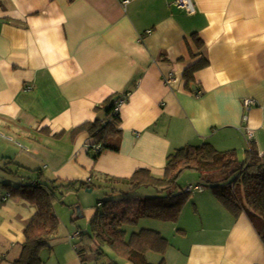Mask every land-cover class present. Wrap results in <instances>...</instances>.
<instances>
[{"label": "crops", "instance_id": "obj_1", "mask_svg": "<svg viewBox=\"0 0 264 264\" xmlns=\"http://www.w3.org/2000/svg\"><path fill=\"white\" fill-rule=\"evenodd\" d=\"M194 2L189 14L175 0H0V264L20 256L37 212L12 193L20 185L87 181L88 191L153 196L116 179L139 168L162 177L169 155L190 144L245 159L253 142L264 154V0ZM191 48L209 65L188 87L184 70L200 58ZM114 94H126L120 150L95 158L101 146L86 129L73 132L104 118L95 108ZM244 98L256 105L246 108ZM143 219L156 222L130 235L124 226L127 238L149 228L169 241L164 254L147 253L151 264H264L250 217L234 216L212 191L192 190L177 221ZM56 234L43 264H84L74 235ZM119 257L108 260L134 264Z\"/></svg>", "mask_w": 264, "mask_h": 264}, {"label": "trees", "instance_id": "obj_2", "mask_svg": "<svg viewBox=\"0 0 264 264\" xmlns=\"http://www.w3.org/2000/svg\"><path fill=\"white\" fill-rule=\"evenodd\" d=\"M192 39L196 49L204 47V41L197 33L192 34ZM190 52L193 57L200 58L184 70L183 77L188 87L194 82L195 73L209 65L208 58L201 55V52H195L192 48ZM121 98V94L111 95L95 108L103 113L104 118L86 122L74 129V134L86 129L94 139V145L101 146L95 158L104 150H120L122 129L119 125L122 119L120 110L116 109ZM189 170L200 174L203 183L210 186L218 200L234 216L246 212L264 241V154L260 153L253 142H250L246 150L245 159L239 157L236 149L221 151L211 143L190 144L169 155L162 177L155 176L148 168H139L131 177L116 179L128 184L132 191L154 186L157 194L136 196L125 193L121 198L100 202L97 212L91 218V230L78 233L79 240L75 245L83 263L87 264L91 256L96 261L106 259L109 255L105 246L113 248L121 257L134 264H151L147 259L150 251L164 254L169 241L161 232L143 228L127 238L124 226L137 224L144 217L177 221L192 191L184 189L175 193V190L181 175ZM92 187L87 181L57 183L56 180H38L13 189V194L30 201L37 209L25 228L21 254L13 264H43L41 251L50 245L60 223L54 212L55 201L60 200L65 192ZM106 264L117 263L108 260Z\"/></svg>", "mask_w": 264, "mask_h": 264}, {"label": "rangeland", "instance_id": "obj_3", "mask_svg": "<svg viewBox=\"0 0 264 264\" xmlns=\"http://www.w3.org/2000/svg\"><path fill=\"white\" fill-rule=\"evenodd\" d=\"M189 184L193 186L195 184H200L202 186L203 192H211L210 186L204 184L200 174L197 171H186L184 172L178 180L177 188L178 191L186 190ZM137 190V189H136ZM136 190L132 193H135ZM156 188L154 186H146L138 188L137 193H145L149 191L153 195H156ZM199 191H193V194H198ZM213 192V191H212ZM118 193H114L112 188H101L98 185L93 191H88L87 189H81L79 191L65 192L61 199L56 200L54 203V212L59 218V228L57 231V238L67 239L69 236H73L76 241H78L77 232L81 230H90L91 225V215L98 207V203L107 200L119 198ZM145 220V221H144ZM156 222L150 219H143L137 224H127L125 228L128 230V235L134 231V229H140L144 225H151V223ZM79 233V232H78ZM56 240V239H55ZM54 242V241H53ZM54 244V243H53ZM56 247V246H55ZM105 251L108 253L106 259H101L98 262L100 264L106 262L108 258L113 260H123L119 257V254L111 247L105 246ZM152 256H159L157 253H153ZM91 258V257H90ZM110 260V259H109ZM95 262V261H93ZM89 262V264H95Z\"/></svg>", "mask_w": 264, "mask_h": 264}, {"label": "built area", "instance_id": "obj_4", "mask_svg": "<svg viewBox=\"0 0 264 264\" xmlns=\"http://www.w3.org/2000/svg\"><path fill=\"white\" fill-rule=\"evenodd\" d=\"M130 0H124V3H128ZM175 5L182 9V10H185L187 13L189 14H193L196 12V6H195V2L194 0H175ZM167 82H172V78H169L167 79ZM125 98H126V94L123 95V98H121L119 101H118V107L116 110H119V107L120 105H122L125 101ZM243 104L246 108H249L253 105H256V100L253 99V98H244L243 100ZM202 190V186L201 185H198V186H189L187 188V190L189 191H192V190ZM78 235V233H77Z\"/></svg>", "mask_w": 264, "mask_h": 264}, {"label": "water", "instance_id": "obj_5", "mask_svg": "<svg viewBox=\"0 0 264 264\" xmlns=\"http://www.w3.org/2000/svg\"><path fill=\"white\" fill-rule=\"evenodd\" d=\"M90 190V189H89Z\"/></svg>", "mask_w": 264, "mask_h": 264}]
</instances>
